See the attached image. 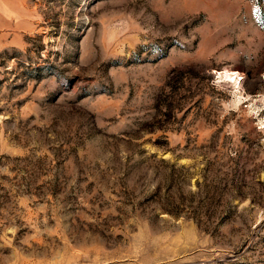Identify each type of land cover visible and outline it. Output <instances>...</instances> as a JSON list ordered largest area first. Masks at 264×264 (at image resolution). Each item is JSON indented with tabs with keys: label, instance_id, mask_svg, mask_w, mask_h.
Listing matches in <instances>:
<instances>
[{
	"label": "rangeland",
	"instance_id": "obj_1",
	"mask_svg": "<svg viewBox=\"0 0 264 264\" xmlns=\"http://www.w3.org/2000/svg\"><path fill=\"white\" fill-rule=\"evenodd\" d=\"M0 264H264V0H0Z\"/></svg>",
	"mask_w": 264,
	"mask_h": 264
},
{
	"label": "bare ground",
	"instance_id": "obj_2",
	"mask_svg": "<svg viewBox=\"0 0 264 264\" xmlns=\"http://www.w3.org/2000/svg\"><path fill=\"white\" fill-rule=\"evenodd\" d=\"M224 74H226L227 77H234L236 75L235 72H231V71H225Z\"/></svg>",
	"mask_w": 264,
	"mask_h": 264
}]
</instances>
